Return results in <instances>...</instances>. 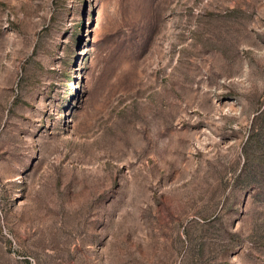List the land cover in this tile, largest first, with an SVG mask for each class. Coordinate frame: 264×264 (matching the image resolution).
I'll list each match as a JSON object with an SVG mask.
<instances>
[{"label":"rangeland","instance_id":"1","mask_svg":"<svg viewBox=\"0 0 264 264\" xmlns=\"http://www.w3.org/2000/svg\"><path fill=\"white\" fill-rule=\"evenodd\" d=\"M0 264H264V0H0Z\"/></svg>","mask_w":264,"mask_h":264}]
</instances>
